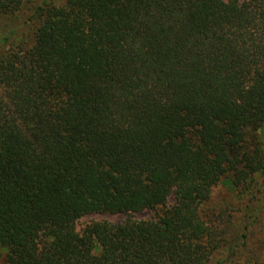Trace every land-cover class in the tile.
I'll return each mask as SVG.
<instances>
[{"label":"trees","instance_id":"obj_1","mask_svg":"<svg viewBox=\"0 0 264 264\" xmlns=\"http://www.w3.org/2000/svg\"><path fill=\"white\" fill-rule=\"evenodd\" d=\"M8 43L0 257L240 264L203 209L223 179L264 173V0H0Z\"/></svg>","mask_w":264,"mask_h":264},{"label":"rangeland","instance_id":"obj_2","mask_svg":"<svg viewBox=\"0 0 264 264\" xmlns=\"http://www.w3.org/2000/svg\"><path fill=\"white\" fill-rule=\"evenodd\" d=\"M13 43L6 44L0 50V56L5 54ZM175 198L171 196L168 204ZM167 205L146 208L141 211L125 212H95L85 214L77 221V227L83 228L87 223L95 220L123 222L127 219H153L164 212ZM204 217L211 223L214 220L225 221L226 243L237 247L235 261L237 263L250 262L264 264V173L235 186L226 178L216 184L211 197L204 205ZM218 223V222H217ZM246 233L247 237H242ZM218 256L215 255V258ZM0 264H8L3 254Z\"/></svg>","mask_w":264,"mask_h":264}]
</instances>
